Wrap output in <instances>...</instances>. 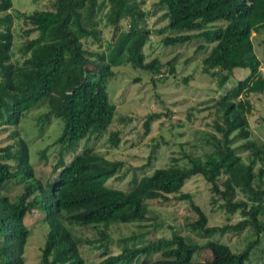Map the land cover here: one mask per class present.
I'll return each instance as SVG.
<instances>
[{
  "label": "trees",
  "instance_id": "16d2710c",
  "mask_svg": "<svg viewBox=\"0 0 264 264\" xmlns=\"http://www.w3.org/2000/svg\"><path fill=\"white\" fill-rule=\"evenodd\" d=\"M140 4L137 0H52L49 10L17 13L16 19H21L25 29L18 49L22 60L16 64L11 62L10 53L12 17L8 11L12 4L11 0H0V126L17 127L24 113L43 107L47 110L40 117L44 123L50 118L62 123L57 139L59 158L52 170L55 176L42 184L33 178L27 146L17 130L10 131L8 145L0 146V190L12 180L23 185L14 201L0 196V264H24L29 230L23 219L33 211H40L41 222L47 225L38 263L86 264L79 241L67 225L95 229L98 248L106 250L110 225L143 223L147 220L146 202H167L170 196L187 203L195 216L188 227L205 239L204 243L198 245L173 231L169 238L127 246L135 239L130 236L121 240L119 253H103L105 257L97 264H248L249 246L232 253L211 237L249 230L255 244L264 233V144L250 139L246 115L251 107L241 100L247 94L264 93V78L251 41L252 33L260 35L264 46V5L256 0H159L156 5L165 22L156 31L162 36V46L176 47L193 38L211 45L201 59L200 70L219 89L232 79L233 71L246 72L214 103L212 132L199 140L198 153L183 155L186 165L154 169L133 179L132 187L122 191L106 186L119 164L90 148H81L68 163L60 164L63 154L81 141L106 133L111 125L115 107L106 84L113 78V68L129 65L161 76L158 60L145 62L141 51L149 31L144 29ZM100 20L111 30L104 54L83 48V41H100ZM122 21L126 30L121 31ZM200 49L203 46L197 51ZM165 66L168 74L174 72L170 63ZM158 118L157 114L145 117L144 134ZM108 133L109 143L116 147L118 132ZM196 177L209 189L211 203L218 199L227 216L238 214L236 223L207 225L200 207L189 194L180 192ZM201 251L207 252L209 260L193 261ZM152 255L158 259L149 262Z\"/></svg>",
  "mask_w": 264,
  "mask_h": 264
},
{
  "label": "rangeland",
  "instance_id": "374dc122",
  "mask_svg": "<svg viewBox=\"0 0 264 264\" xmlns=\"http://www.w3.org/2000/svg\"><path fill=\"white\" fill-rule=\"evenodd\" d=\"M137 1L141 2L140 9L145 14L144 29L149 31L141 50L144 61L157 59L161 65V76L146 74L129 65L113 68V78L106 84L109 100L115 107L111 125L106 133L81 141L69 152H64L60 163L65 165L81 148H90L94 154L119 164L115 175L106 181V186L122 191L132 187L133 179L148 175L154 169L165 168L170 164L186 165L183 155L198 153L201 149L199 140L204 133L212 132L214 103L225 89L230 88L233 82L243 79L246 75L243 70L233 71L232 79L219 89L215 81L201 74L200 70L201 59L211 45L201 38H193L188 43L176 47L162 46L160 42L162 36L156 34V31L165 25L161 18L163 11L156 6L159 0ZM256 3L264 5V0H256ZM11 4V9L8 11L12 17L11 62L18 64L22 60L18 49L23 41L21 32L25 26L21 19H16V14L49 10L52 0H11ZM119 27L121 31L126 30V22H120ZM99 29L100 41H83V48L91 53L104 54L106 44L110 41L111 30L105 26L104 20H100ZM32 37L33 34L30 35V38ZM251 41L253 52L260 63V74L264 78V46L261 36L252 33ZM200 46H203V49L197 51ZM167 63L174 68L172 74L167 73L168 66H165ZM151 78L159 80L152 82ZM241 100L247 101L251 107L246 115L250 139L258 144H264V93L247 94L242 96ZM46 111L43 107L24 113L17 127L0 126V146L11 142L10 131H18L27 146L33 178L41 184L51 176H55L52 170L59 158L57 139L62 127L59 119L50 118L47 124L44 123L45 120L40 117ZM149 114H157L159 118L150 122L149 130L144 134L143 123ZM110 131L118 132L119 142L116 147H112L108 141ZM244 156L242 155L243 158ZM257 167L258 165L256 170ZM22 186L12 180L2 187L0 196H6L14 201L22 193ZM180 192L191 196L193 202L206 215L209 226L222 227L239 220L237 213L227 216L219 208L222 202L216 197V202H210L209 189L198 177L188 180ZM146 205L148 212L145 222L113 224L108 227L109 240L106 242V250L98 248L100 241L95 229L67 225L73 237L79 241V252L85 263L97 264L105 257H102L103 253L116 255L122 248L121 240L130 236H134L135 239L129 241L127 246L140 245L157 238H169L173 231L198 245L205 242V239L197 236L188 227V224L195 220V216L185 201H175L170 196L167 202L154 200L147 201ZM40 217L41 212L36 210L25 215L23 219L29 230L23 251L24 264H39V250L44 244L47 233V225L41 222ZM254 238L249 230H244L239 235L225 233L223 236H213L211 240H218L227 245L232 253H238L249 246L248 264H264V233L259 235L255 244H253ZM193 257L195 262L209 260L205 251L198 252ZM157 259V255H152L148 261Z\"/></svg>",
  "mask_w": 264,
  "mask_h": 264
}]
</instances>
